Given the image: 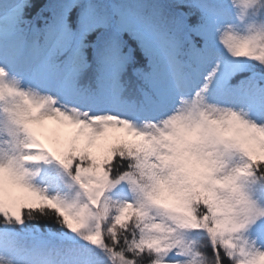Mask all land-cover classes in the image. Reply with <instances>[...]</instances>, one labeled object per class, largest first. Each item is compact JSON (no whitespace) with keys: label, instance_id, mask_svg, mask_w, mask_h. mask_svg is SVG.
<instances>
[{"label":"snow or ice","instance_id":"1","mask_svg":"<svg viewBox=\"0 0 264 264\" xmlns=\"http://www.w3.org/2000/svg\"><path fill=\"white\" fill-rule=\"evenodd\" d=\"M0 264H264V0H0Z\"/></svg>","mask_w":264,"mask_h":264},{"label":"trees","instance_id":"2","mask_svg":"<svg viewBox=\"0 0 264 264\" xmlns=\"http://www.w3.org/2000/svg\"><path fill=\"white\" fill-rule=\"evenodd\" d=\"M35 2L38 4V5H43L45 3H48L49 0H35Z\"/></svg>","mask_w":264,"mask_h":264}]
</instances>
